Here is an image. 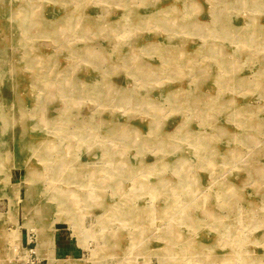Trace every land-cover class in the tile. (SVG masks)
<instances>
[{
	"label": "rangeland",
	"instance_id": "obj_1",
	"mask_svg": "<svg viewBox=\"0 0 264 264\" xmlns=\"http://www.w3.org/2000/svg\"><path fill=\"white\" fill-rule=\"evenodd\" d=\"M21 227L48 264H264V0H0L2 264Z\"/></svg>",
	"mask_w": 264,
	"mask_h": 264
},
{
	"label": "crops",
	"instance_id": "obj_2",
	"mask_svg": "<svg viewBox=\"0 0 264 264\" xmlns=\"http://www.w3.org/2000/svg\"><path fill=\"white\" fill-rule=\"evenodd\" d=\"M13 226L15 227V229H13V228L10 230L8 229L9 233L10 232L13 233L16 229H18V227H16L15 225H13ZM20 229H21V237H20L21 245L23 247H26L27 246V241H26L27 237L31 233H33L34 231H31V230L23 228V227H21ZM72 238H73L72 236H71V238H69V236L67 235L66 232H62V231L57 232V230H56L55 237H54V245L55 246L52 249V254H50L49 257L50 258L54 257L56 259H61V260H70L72 258H70V259H62V258H69L70 256H73V255L77 256V254H79L81 248H79L77 245L74 246L71 244ZM36 246H35V248H36ZM0 254L2 257V251L1 250H0ZM15 257H17V256L14 255V258ZM36 262L38 264H48L49 259L48 258L39 259L37 254H36Z\"/></svg>",
	"mask_w": 264,
	"mask_h": 264
},
{
	"label": "built area",
	"instance_id": "obj_3",
	"mask_svg": "<svg viewBox=\"0 0 264 264\" xmlns=\"http://www.w3.org/2000/svg\"><path fill=\"white\" fill-rule=\"evenodd\" d=\"M34 232L31 233L28 237H27V246L26 247H19V246H14L13 247V253L19 257L23 251V248H25L28 251V255H27V260L25 262V264H38L36 262V248L34 247L33 243L36 244V237L34 236ZM0 264H1V254H0Z\"/></svg>",
	"mask_w": 264,
	"mask_h": 264
},
{
	"label": "bare ground",
	"instance_id": "obj_4",
	"mask_svg": "<svg viewBox=\"0 0 264 264\" xmlns=\"http://www.w3.org/2000/svg\"><path fill=\"white\" fill-rule=\"evenodd\" d=\"M37 13V12H36ZM153 13V12H152ZM177 13V12H176ZM36 15V14H35ZM177 27V26H176ZM60 29V28H59ZM9 58V57H8ZM36 59V58H35ZM34 59V60H35ZM37 60V59H36ZM35 60V61H36ZM41 60V59H40ZM103 61H104V59H103ZM132 61H134V60H132ZM44 63V62H43ZM133 64V63H132ZM45 65V64H44ZM13 67V66H12ZM140 67H141V69L140 70H138V73H142V74H146V76L148 77L149 75L151 76L152 75V73H151V71L150 70H148V69H146L145 68V66H144V64H142V63H140ZM141 70H143V71H145V72H142ZM139 75V74H138ZM74 80V79H73ZM78 83H76V81L74 82L75 84H77V85H80L81 87H82V82L81 81H77ZM80 83V84H79ZM89 83V82H88ZM74 84V85H75ZM70 85V84H69ZM68 85V86H69ZM71 86V85H70ZM109 88H110V90H111V86L109 85L108 86ZM114 87V86H113ZM71 88V87H70ZM104 89H106V88H104ZM117 89V88H116ZM119 89V88H118ZM88 89H86V91H87ZM120 90V89H119ZM100 91H101V89H100ZM100 91H98V92H100ZM162 91H165V90H163V89H161V92ZM87 92H89V91H87ZM120 94V93H119ZM169 94H171L172 95V91L169 93ZM174 95V94H173ZM174 97H175V95H174ZM177 98V97H176ZM175 101V100H174ZM147 102H145L144 104H146ZM143 104V105H144ZM148 106V105H147ZM139 107V106H138ZM141 107V106H140ZM3 123V122H2ZM108 124V123H107ZM111 124V123H110ZM132 132V131H131ZM208 154H211V153H208ZM186 164V163H185ZM36 177V174H31V178H35ZM44 236V234L42 233V230L41 231H39V240L41 241V245L43 246L45 243H46V241H45V237H43ZM42 246H40V248H39V251H38V254H40L41 253V247ZM65 264V263H64ZM71 264H73V263H71Z\"/></svg>",
	"mask_w": 264,
	"mask_h": 264
}]
</instances>
